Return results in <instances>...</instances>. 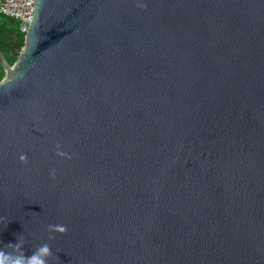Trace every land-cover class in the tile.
Returning a JSON list of instances; mask_svg holds the SVG:
<instances>
[{
	"label": "water",
	"instance_id": "1",
	"mask_svg": "<svg viewBox=\"0 0 264 264\" xmlns=\"http://www.w3.org/2000/svg\"><path fill=\"white\" fill-rule=\"evenodd\" d=\"M0 64V249L264 264V0H36Z\"/></svg>",
	"mask_w": 264,
	"mask_h": 264
},
{
	"label": "clouds",
	"instance_id": "2",
	"mask_svg": "<svg viewBox=\"0 0 264 264\" xmlns=\"http://www.w3.org/2000/svg\"><path fill=\"white\" fill-rule=\"evenodd\" d=\"M57 149L59 146L57 145ZM57 154L60 156H66L67 154L62 151H57ZM20 160H24L25 157L21 155ZM53 177L55 176L54 171L50 173ZM50 231L63 233L66 231L65 226L56 224L49 226ZM14 249L18 251V254H13L10 252H5L0 249V264H46V257L50 255V249L47 244H43L38 247L30 256L25 257L22 250L21 244L17 242L16 244H11Z\"/></svg>",
	"mask_w": 264,
	"mask_h": 264
},
{
	"label": "trees",
	"instance_id": "3",
	"mask_svg": "<svg viewBox=\"0 0 264 264\" xmlns=\"http://www.w3.org/2000/svg\"><path fill=\"white\" fill-rule=\"evenodd\" d=\"M24 44V35L19 32L18 24L13 19L0 15V51L12 65ZM4 71L0 64V80Z\"/></svg>",
	"mask_w": 264,
	"mask_h": 264
},
{
	"label": "built area",
	"instance_id": "4",
	"mask_svg": "<svg viewBox=\"0 0 264 264\" xmlns=\"http://www.w3.org/2000/svg\"><path fill=\"white\" fill-rule=\"evenodd\" d=\"M36 0H0V15L13 19L23 35L31 23Z\"/></svg>",
	"mask_w": 264,
	"mask_h": 264
}]
</instances>
